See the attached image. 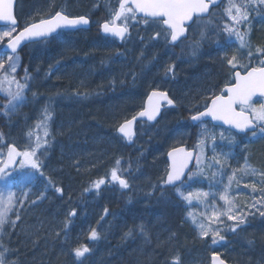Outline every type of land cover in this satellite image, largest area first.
I'll return each instance as SVG.
<instances>
[{
	"label": "snow or ice",
	"instance_id": "1",
	"mask_svg": "<svg viewBox=\"0 0 264 264\" xmlns=\"http://www.w3.org/2000/svg\"><path fill=\"white\" fill-rule=\"evenodd\" d=\"M222 2L223 0H118V7L110 6L109 18L98 26L106 36L126 43L131 39L130 28L142 24L146 30H152L149 40L162 39L166 45L170 46L186 44L191 54L195 56L206 38V29L212 22L211 17L215 15L214 6L219 7ZM14 6V0H0V22L5 26L0 28V45L7 50L0 57V99L6 101L0 107L4 115L14 114L18 108L22 107L26 101V92L29 90L31 77L27 69L24 70L22 77L17 76L20 66L18 50L21 46L26 42L46 41L57 30H83L84 26L90 23V18L86 15L70 16L61 9L42 15L38 21L33 20L25 24L22 30H18ZM223 15L227 18V22L216 25L214 34L221 36L225 43H232L235 38V41L239 42V48L247 49V52L239 57L234 54L227 60L231 82L226 83L219 93L205 94L204 110L190 116L194 125L201 129L197 142L192 150H187L185 147L172 148L167 153L171 161L170 166L161 177V188L172 186L177 197L188 205H192L195 200L204 206V211L199 213V218L197 214L189 211L187 219L198 230V237L205 241L210 239L213 245L225 240V230L236 233L247 223L248 216L258 213L264 217V187H258L257 183H244V187L251 188L253 193L257 191L261 193L251 205L246 206L247 211L239 209L235 197L230 194L233 183L239 185L243 176L264 177V172L251 167L245 160L242 167L233 168L231 173L226 174L224 169L226 166L230 167L228 164L230 154H215L217 135L209 129V119H206L210 118V121L228 126L227 136L225 131H221L219 139H227L230 144L235 143L236 134H245V136L250 134V137L257 138L259 132L258 138L264 139V102H254L255 97L264 98V46H253L250 41L253 19L259 17L261 22H264V0H226ZM216 43L219 46L220 40ZM245 60L247 63L243 62ZM238 68H242L243 73L236 70ZM164 72L165 75L171 73L174 77L175 65L169 63L164 68ZM133 80H135V74H133ZM33 95L35 96V93ZM163 104L174 106L175 101L166 91L152 90L147 97L144 109L133 115L131 119H126L119 126L118 131L124 138L131 141L135 135L133 125L137 118L156 120ZM53 115L50 106L46 105L41 111L40 118L26 132L27 140L22 149L14 144L5 145L7 156L6 159L0 160V181L4 182L3 189H0V264H18V261L12 259L10 255L14 250L3 242V237L8 236L10 239L17 223L21 220V210L24 209L25 201L28 199V193L23 192L22 188L33 184L37 174L40 177L46 175L42 170L44 164L41 158L47 154L54 139L51 131ZM231 130H235V133ZM2 135L0 133V138ZM209 144L212 145L214 153L211 157L206 151ZM17 158H20V169L27 168L31 171L14 175ZM193 161L194 168L189 169V164ZM75 163L78 164L79 161ZM120 164L121 161L117 159L115 166L110 170L109 177L92 181L90 188L85 191L92 189L99 191L106 183L118 184L121 189L129 188V181L122 175ZM225 175H227V183L224 182ZM200 177L209 180L210 186H217L218 191L213 193L183 190L189 181H195ZM46 178L48 183L44 192L37 199L31 200L29 206L44 199L49 186L63 196V189L56 186L50 177ZM17 185L21 187L18 188ZM17 191H21V196L16 195ZM217 195L219 201L223 202L221 206H217ZM209 197L212 199L209 200ZM252 209H255V212ZM104 211L107 215L108 210ZM76 215L75 209L71 208L66 213L61 228L65 242L68 238L69 225L72 223L71 218ZM136 231L145 242L150 241V234L143 223L129 228L124 234L125 238L133 236ZM55 235L59 236L60 231H57ZM174 235L175 233L171 234L169 239ZM86 239L97 241L100 239V233L95 228H91ZM249 243L251 244L252 241ZM91 251L92 248L85 243H78L71 249L79 264H84L87 254ZM211 262L225 264V261L215 253L211 257ZM169 264H183L182 258L179 254H175L170 257Z\"/></svg>",
	"mask_w": 264,
	"mask_h": 264
},
{
	"label": "trees",
	"instance_id": "2",
	"mask_svg": "<svg viewBox=\"0 0 264 264\" xmlns=\"http://www.w3.org/2000/svg\"><path fill=\"white\" fill-rule=\"evenodd\" d=\"M48 1L54 2L55 0H47V2ZM62 1L74 2L72 0ZM89 1L92 2L93 0ZM47 2L46 0H19L18 19L21 25L20 28L24 27V24H27L24 23L25 21L31 23L33 20L38 21L42 15L54 13L61 9L66 11L63 5H59L55 8L50 7ZM111 2V0H99L98 7L96 10L95 8L93 10L94 16L96 18H108L109 7H113ZM34 7L37 8L35 9ZM224 7H226V5L217 9L215 15L211 17L212 22L209 23L211 28H216V25H222L227 22V18L223 15ZM48 8L50 10L45 11ZM30 11L33 14L32 20L28 17ZM90 36H93L104 45V49L96 56L97 58H94L96 62L93 61L92 63H94L97 68H104L103 70L107 71L108 74H111L113 71L116 73L117 71L118 81H116V78H113V74L112 77L110 76L109 83H102V86H100L109 89L107 95H110V98L120 94L119 87H122L120 85L122 83L119 80H123L127 83L128 87H130L133 74L150 72L156 65L141 68L137 65V62H135L134 64L128 63L125 65L126 68H123L124 59L120 55L122 52L120 44L101 38L98 32L93 29L91 32L60 35L50 43L46 42L39 46L26 47L19 54L22 65L20 71L24 73V70L27 69L28 73L35 77L34 92L44 90L51 95L50 97L40 100L43 103L39 102L40 105H37L38 107L49 105L54 114L51 122V131L54 135L53 140L55 142H52L48 149V153L41 159L44 167L51 172L49 177L56 186L63 189V196L56 193L54 189L50 187L44 199H40L37 204L29 206L30 201L37 199L43 191H41V193L34 192V195H30L27 201H25L24 209L21 211V220L17 225V229L12 233L10 239L6 236L5 244L14 250L13 255L15 257L19 256L20 261H18V264H25L24 259L29 260V264H79V261L75 259L71 252L72 247L76 246L78 243H85L89 246L94 244L92 241L86 239L87 234L91 228L97 229L99 224L103 225V220H105L107 216L112 215L111 210L106 207L115 202L116 205L130 211L135 207L140 210L139 207L143 206V210L140 211L144 214V218L139 223H136L131 220L130 215L126 214L125 221H123L121 225H117L118 221L115 222L114 219H111L112 224L104 236H101L102 228H99L97 231L100 233V239L94 244V252L87 255L84 264H169L170 257L175 254L180 255L183 264H209V256L214 250L218 249H208L207 241L199 239L196 233L190 229L189 225L185 222L183 207L174 196V191L166 190L164 187L161 188V177H163L166 172L164 154L160 155L157 159V166L160 165L159 168L165 166V168H163L164 171L159 173L155 168L147 169L149 172V179L142 186H136L140 188L141 191L135 192L134 186L131 185V179L135 176H132L135 174L132 171V167L137 162L136 158L139 152H137V150L133 151L131 146L121 141L116 136V128L123 120L109 129H106L98 122H93L90 127L95 128L96 132H105V136L96 142L80 138V136L66 137L62 134L61 125H59L60 122H62L60 115L61 111L67 110L70 120H77L79 122L80 119L90 114V110L94 108H91L92 104L105 100V97L101 95L102 93H95L93 91L94 87L91 86V74H94L92 71L94 68H89L84 64L86 58H80L68 53V49L73 44H77L83 49L95 44L96 42H92L89 43L88 46V43H86L85 39ZM209 36L210 34L206 32V38L203 41L204 44L214 42V39H210ZM250 41L253 46H264V37L254 28L251 30ZM246 52L247 49H240L239 45H235L234 54L238 57L242 53L246 54ZM231 56L229 57L231 58ZM161 57H166V54L160 55L159 60ZM156 59H158V57H156ZM200 61L199 59L195 60V62ZM210 62L211 63L208 64L211 67L209 69L210 75L207 74V77L204 76L202 83L205 84L206 91L209 90V94L212 92L219 93L226 83L231 82L230 72L220 69L217 64L214 65L212 60ZM199 66V70H203L201 63ZM186 72L191 73V69L186 70ZM201 73L204 74V70L201 71ZM126 75H128L129 78L125 77ZM113 81H115L114 84ZM136 82H139V80L136 79ZM157 82L156 85L149 89L154 90L160 88L159 82L161 81L157 80ZM162 82L167 84L163 86H166L165 90L171 94L177 105L175 111L167 113L168 117H172L176 120H180L177 117L188 119L193 114V110H201L204 107L202 105L199 106L200 99L197 97V105H193L194 107L188 110L183 109L177 100V90L173 87V84L176 83L169 84L165 81ZM134 84L135 82L132 83V85ZM206 86H211L213 89L210 90ZM136 89L137 88L131 90ZM85 91H90V93L84 94ZM61 92L62 94H65V92H76L77 94L66 96V101L65 98L58 94ZM146 93L142 101L136 107L135 112L128 118L135 115V113L141 109ZM191 95L193 96L194 94L192 93ZM44 102H46V104ZM61 102L67 105L63 104V106H61ZM204 102L205 99H203L200 104ZM24 116L25 117L21 119V130L23 133L27 130L30 121L29 115H25L24 113ZM115 144H120V146H116ZM123 148H126V151H124L126 153L124 159L121 158L122 152H120ZM97 149L98 151H96ZM253 153L254 152H252V154ZM98 156H101V160H104V162L99 160L92 163V160ZM254 156L256 158L255 162L264 168V141L256 146ZM117 159L121 161L120 167L122 169V175L128 179L129 188L122 189L121 195L117 194L112 196V200L107 194L103 196L104 192L103 189H101L99 191L101 195L97 197L99 209L93 212L94 220L97 222V225L95 227H87L85 220H89V216L87 210L84 209V214L81 217L77 219L71 218L72 223L69 225L68 238L67 242H65L64 232L61 231V228L63 227L66 213L70 208L82 209V206L89 202L86 196L87 191L84 192V190L90 188L92 181L105 177L107 174L109 177L110 170L115 166V161ZM75 161H79V163L76 164ZM124 165L125 167H123ZM107 176L105 178H107ZM80 177L84 178L85 181L79 189H76L75 179ZM92 190L89 192L91 199L93 198ZM143 204H147L149 208H145L146 206ZM102 206L104 209L108 210V213L107 215L103 213L97 218L95 214L96 212H100ZM161 208H173L177 210L178 217L173 218L174 227L168 223L163 225L166 221L165 219H162L164 221L162 224H160L161 222H155V214L158 213ZM165 215L166 214H164L162 218H164ZM142 222L151 226L147 228L150 234L149 242H145L138 231L134 232L133 236L127 238L124 236L125 232H119L120 226L124 227V231L127 232L129 228ZM256 224L259 225L260 222L257 221ZM158 226L163 227L162 231H159ZM164 227H169L170 229H165ZM179 227L181 230H179ZM57 231H60L59 236L55 235ZM229 232L230 231H227L225 235L228 238L225 237L224 241L218 243L221 248H225L229 245L231 241L228 236ZM173 233H175V235L169 239ZM237 235L238 234L235 236ZM232 248L234 251L237 250V247L234 245ZM259 249L261 250L262 247L260 246ZM23 255L26 257L24 258ZM224 257L228 262L232 263L227 255H224ZM255 257L256 254H251L252 260H254ZM248 259H250L249 256Z\"/></svg>",
	"mask_w": 264,
	"mask_h": 264
},
{
	"label": "rangeland",
	"instance_id": "3",
	"mask_svg": "<svg viewBox=\"0 0 264 264\" xmlns=\"http://www.w3.org/2000/svg\"><path fill=\"white\" fill-rule=\"evenodd\" d=\"M113 1L115 4H118V0H113ZM48 5L50 7H55V8H57L59 5L61 6L63 5L66 9V12L69 11L68 14L70 16H76L78 14H85L91 17L94 13L93 12L94 8L96 10V8L99 5V0H93L92 2H90L89 0H78L72 3L63 2L62 0H55L54 2L48 1ZM34 8L36 9L37 7H34ZM49 10L50 9L48 8L45 11H49ZM28 17L31 18L32 20L33 14L31 13V11L28 13ZM27 22L28 21H25V23ZM100 22L101 21H99L97 25ZM252 28H254L258 33H261L262 37H264L263 36L264 35V22H261L259 17H256L255 19H253ZM214 29L215 28H211L209 25L206 29V32L210 34L209 38L214 39V42L205 43V44L202 42L196 55L193 56L191 54V50L187 47L186 44L181 45L178 50L174 51L169 47L167 48L165 46V42L162 39L155 40V41L149 40V37L152 35V30L151 29L146 30L145 26L142 24L137 25L133 28H130L131 39L128 40L126 43L121 44L122 46L121 56L124 59L123 68H126L125 65H127L128 63L134 64L135 62H137V65L140 66L141 68L142 67H152L155 64L156 65L151 69L150 72L137 73L135 75V80H133V77H131V81H130L131 86L129 87V89H135V88H139L140 86L141 87L144 86L142 87V90L144 89L146 90L147 85L155 82L156 79H158V81H161L159 82V87L161 88L162 91H164L163 88H165L163 87V85L166 84L162 81H165L169 84L176 83V84H173L174 89L178 91L182 90L184 88L183 83L181 82L182 78L186 76H188L189 78L197 77L202 82L204 76L207 77V74L210 75L209 69L211 67L208 64L211 63L210 62L211 60L213 64L214 65L217 64L220 69H223L226 72H230L229 66L227 65V60L230 58L229 56L234 54L235 45H239V42L235 41V38H233L232 43H225V40L221 36H216L214 34ZM141 37H143V40H141ZM217 40H220L219 46L216 43ZM2 46L3 45H0V57L3 56V54L1 53ZM165 54H166L165 58H167V62L163 63L162 59L159 60V56L165 55ZM156 57H158V59H156ZM196 59H199L201 61L195 62ZM243 62L247 63L246 60ZM169 63L175 65L174 77L171 73L165 75L164 68ZM200 63H201V67H203V70L205 72L204 74L202 73L199 74V67H200L199 64ZM21 68H22V65L20 61V66L17 72L18 77H22L24 74L23 72L20 71ZM190 69H191V73L186 72V70H190ZM238 69L241 71H244L242 68H238ZM231 71H235V70H231ZM147 73H149L150 75ZM29 76L31 77L29 81V90L26 92V101L23 104V106L18 108L17 111L11 115H4L2 111V107H0V133L2 132V129H4L7 135H9L10 131L14 132V130L18 129V126H21L20 125L21 119L25 117L24 113L25 115L26 114L29 115V120H30L28 123L29 126L27 127V130H29V128H32L34 124L36 123V121L40 118V112L42 111L44 106L38 107L37 105H40L39 102H41L40 100H43V99L41 98L40 95L36 94L33 91L35 87V84H34L35 77L33 75H29ZM125 77L129 78L128 75H126ZM136 79H138L139 82H136ZM134 82L135 84L132 85V83ZM122 85H123V89L128 88V85H124L123 83ZM206 87H208V89L210 90L213 89L211 86H206ZM121 89L122 87H119V90ZM150 90L151 89L148 88L147 93ZM122 91L123 90H121L120 92ZM33 93H35V96L33 95ZM205 94H209V90L205 91ZM205 94L203 93L201 97L199 98L200 99L199 104L203 101ZM121 102H123V99L120 101V104ZM4 103H6V101L3 99H0V106H2ZM196 103L197 102L193 103V105L195 106ZM193 105L191 106V108L194 107ZM188 125L189 123L185 120L180 121L178 123L177 122L171 123L169 121V117H166V118H163L157 125H155V127H149L146 125H142L139 127L136 139L128 143V145L132 147L133 151L137 150V152H139L136 158L137 162L132 167V171L135 173L132 176L134 175L135 176L133 179H131V185L134 186L135 192L141 191V189L137 188L136 186H142L149 179L148 177L149 172L147 169L155 168L156 171L159 173L164 171L163 168H165V166L161 168H159L160 165L157 166V159L159 158L160 155H163L169 149L180 146V145H187L189 148L193 149L195 143L197 142L198 135L201 129L199 127L195 129L194 128L191 129V127H189ZM209 129L211 131H214L217 135V145H216L215 154L216 155H220L221 153L230 154V159L228 161V164L230 165V167L226 166L224 169L226 174L231 173L233 168L242 167L245 164V160L247 161L249 165H251V167L263 172L264 168L255 162L256 158L254 156L256 146L262 141H264V139L258 138L260 135L259 132H258L257 138H252L250 137V135L244 138H240L236 136L235 143L230 144L227 139L225 140L219 139V133L225 130L214 129L210 125H209ZM163 134L169 136V141L161 142V146H160L159 143L161 139L159 140V137H161V135ZM225 134L227 136L228 131H225ZM9 137H10V141H12L14 145H16L18 148L22 149L23 147H25L27 137H26V134H24L23 132L19 133V135H17L16 137H13V136L11 137L10 135ZM5 145H7V143H1L0 141V160L5 159L6 151H7V148ZM116 146H120V144H117ZM161 147H163L162 150L160 149ZM124 151H126V148H123L120 151L122 152L121 153L122 159H124L126 156V153ZM206 151L209 157H211L214 154L212 151L211 144H209ZM252 152L254 153L252 154ZM123 167H125V165ZM28 171H31V170L27 168L20 169L18 166V168L16 169V173H14V175L21 173V172H28ZM48 173H50V171H48ZM209 175H210V172H209ZM238 175L240 174L238 173ZM262 181H264V177L255 175V176H243L242 182L239 185L233 183L230 189V194L235 197V201L239 209H243L247 211L248 208L246 206L251 205L254 199L258 198L261 195L259 191L253 193L251 188H245L244 183H249V184L257 183L258 187H264V183H261ZM224 182L227 183V175H225L224 177ZM106 185L107 186L103 190L104 192L103 196H105L106 194L110 197L117 195V194L121 195L122 189L119 187L118 184L107 183ZM3 187H4V182L0 181V189H3ZM17 187L19 188L21 186L17 185ZM34 187H35V182L33 184L28 185L27 187H23L22 191L27 192L28 198H29L31 193L34 191ZM220 187L222 188V186ZM183 190L193 191V192L209 191V192L215 193L218 191V188L215 185L210 186L209 180L204 179L203 177H200L195 181H189L188 184L184 186ZM99 191L94 189V197L91 199L89 196L90 191L86 192L84 190V192L87 193L86 196L89 199V202L86 205L82 206V209H75L77 215L75 217H72V219H77L81 217L84 214L83 213L84 209L87 210L89 219L94 218L93 212L99 206L98 199H97V197H100L101 195ZM16 195L21 196V191H17ZM174 196L179 200V202L184 208V214L186 217V221L196 231L198 235V230L187 219V214L189 211H192L195 214H197V217L199 218V213L204 211V206L195 200L192 202V205H188L185 201L177 197L175 191H174ZM211 199L212 197H209V200ZM216 200H217V206H221L223 204L222 201H219L218 195L216 197ZM143 205L146 206L145 208H149L147 204H143ZM104 210L105 209L102 206L100 212H96L97 213L96 217L99 218L101 214L105 213ZM252 211L255 212V209H252ZM113 218H114V215H109L105 218V220H103L104 221L103 225H100V224L98 225L96 230H98L99 228H102L101 236H104L107 233V230L110 228L112 224L111 219ZM257 221L260 222L259 225H256ZM228 223L230 224L231 222H228ZM226 234H227V230L224 231V235ZM236 234L238 235L240 234L242 237L243 236L244 237L242 239L239 237V239L241 240L237 241L239 242V246L237 250L232 251L231 245H230V248L227 247L226 250L228 253L227 254L228 257L233 262H237L240 264H243V263L244 264H251V263L264 264V217H261L258 213H256L255 215L248 216L247 223L243 225L240 229H238L236 233L229 232L228 236L229 238H232ZM6 238H7L6 236L3 237L4 243L6 242ZM97 241H92V242L95 244ZM207 241H210V239ZM249 241H252V243L250 244ZM94 244L90 246L92 248V251L90 253L94 252ZM260 246L262 247L261 250L259 249ZM251 254H256L257 257L254 260H252ZM10 255L12 259L16 260V257L13 255V252H11ZM248 256L250 257V259H248Z\"/></svg>",
	"mask_w": 264,
	"mask_h": 264
},
{
	"label": "bare ground",
	"instance_id": "4",
	"mask_svg": "<svg viewBox=\"0 0 264 264\" xmlns=\"http://www.w3.org/2000/svg\"><path fill=\"white\" fill-rule=\"evenodd\" d=\"M33 1V0H32ZM72 1H78V0H72ZM48 4V2H47ZM86 43H92V42H96L99 44H92L91 46L87 47V48H80L79 45L77 44H73L69 49H68V53L70 55L73 56H77L80 58H86V62H84V64L86 66H88L89 68L93 67L94 69L92 70L94 72V74H91L92 78H91V86L94 87L93 91L95 93H102L101 95H103L105 97L104 101L101 102H97L95 104L91 105V108L94 107L92 110H90V114L88 116L83 117L82 119H80V121L78 122L77 120H70V117L68 116L67 110H63L61 111L60 115H61V120L62 122H60L59 125H61V131L62 134L66 137H79L83 138V139H87L91 142H96L98 141L100 138L105 136V132H96L95 128L90 127V125L93 122H98L100 124L103 125V127H105L106 129H109L111 127H113L116 123L128 118L129 116H131L135 110L136 107L138 106V104L142 101L146 91L148 88H151L152 86L156 85L158 82L156 79L155 82L147 85L146 90H142V87L144 86H140L139 88H137L136 90H131L128 88L123 89V85L120 84L122 86L123 90L122 92H120V94H118L116 97H112L110 98V95L108 94L109 89L106 87H100L102 86V83H109L110 78L113 76V78H116L118 81V76H117V71L115 73V71H113L111 74H108L107 71L103 70L104 68H97V66H95L94 63H92L93 61L96 62L94 60V58H97L96 56L104 49V45L103 43L97 41L93 36L87 37L85 39ZM93 58V59H90ZM160 59H162L163 63L167 62V58L165 57H161ZM84 60V59H83ZM103 60V59H101ZM104 61V60H103ZM201 71L203 70H199V74L201 73ZM111 76V77H110ZM186 76V75H185ZM121 83H123L124 85H127V83H125L123 80H119ZM181 82L183 83V89L182 90H177V100L179 101L181 107L185 110H188L191 108V106L193 105V103L197 102V97L200 98L201 95L204 93L205 94V85L201 82V80L197 77L195 78H189L188 76L184 77L181 79ZM185 82V83H184ZM191 92V93H190ZM36 94L40 95L42 99H45L46 97H50L51 95L49 93H47L44 90H40L38 92H35ZM76 92H65V94L62 92L58 93L59 95H61L63 98L66 99L67 101V97L68 95H72L75 94ZM90 93V91H85L84 94ZM194 94L193 96L191 94ZM77 94V93H76ZM196 95V97H195ZM119 99V101H118ZM123 99V102L120 101ZM118 101V102H117ZM65 102V101H64ZM63 106L67 105L63 102H61ZM60 107V105H59ZM58 107V108H59ZM180 120H176L172 117H169V121L171 123L174 122H180L183 120V118L177 117ZM20 124V122H19ZM21 125V124H20ZM22 126H18V129L14 130V132L10 131L9 135L12 137H16L17 135H19V133L22 132L21 130ZM160 141V146H161V142L163 141H169V136L168 135H161V137H159ZM163 147H161L160 149L162 150ZM98 151V149L96 150ZM101 160V156L95 157L92 160V163L97 162ZM102 162H104V160H101ZM91 163V164H92ZM90 164V165H91ZM85 179L80 177L75 179L76 182V189H79L80 186L82 185V183H84ZM112 200V197H111ZM111 203V201H110ZM112 212V215H114V221L117 222V225H121V223H123V221H125V216L126 214L130 215L131 220L133 222L139 223L143 218H144V214L140 211L143 210V206H140L138 210L136 207L130 210H126L123 207H120L119 205H116L115 202L112 203V205H109L108 207ZM97 210L99 209V207L96 208ZM165 215L164 218H162ZM95 216H97V213L95 214ZM178 217V212L176 209L173 208H161L159 210L158 213L155 214V222L162 224V222H164L162 219H165V223H168L169 225H171L172 227H174L173 224V218ZM85 223L87 225V227H95L97 225V222L94 220V218L89 219V220H85ZM146 228L151 227L150 225L142 222ZM165 229H170L169 227H164ZM159 231H162L163 227L158 226ZM124 227L120 226L119 232L123 233L126 232L124 231ZM179 230L180 227H179ZM71 249V248H69ZM68 249V250H69ZM23 257L25 258L26 256L23 255ZM18 259V260H17ZM19 256L16 257L17 261L19 260ZM25 264H29V260H25Z\"/></svg>",
	"mask_w": 264,
	"mask_h": 264
},
{
	"label": "water",
	"instance_id": "5",
	"mask_svg": "<svg viewBox=\"0 0 264 264\" xmlns=\"http://www.w3.org/2000/svg\"><path fill=\"white\" fill-rule=\"evenodd\" d=\"M223 1H224V0H223ZM14 5H15V6H14V14H15L16 0H14ZM214 8H216V6H214ZM0 26H4L2 22H0ZM89 27H90V24L87 25V26H84L83 29H89ZM75 30H76V29L57 30V32H56V33H53L52 36L56 35L59 31H75ZM101 34H102L104 37H110V36H106L105 34H103L102 31H101ZM52 36L48 37L47 39L51 38ZM110 38H112V37H110ZM113 39H115V38H113ZM32 43H36V42H32ZM28 44H31V43H27V42H26L25 45H22V46H21V48L18 50V52H19L24 46H26V45H28ZM6 51H7V50H6L5 47H4V48H3V52L5 53ZM257 98H261V97H255L254 100L257 99ZM146 104H147V100H146ZM146 104H145V106H146ZM163 105H166V104H163ZM163 105H162V107H161L160 114L157 116L156 120H154V121H148L146 118L138 117L137 120H136V122H135L134 125H133L134 130H135V126H136V123H137V122H140V121H141V122H148V123H151V124L155 123V122L160 118V115H161L162 111L165 109V108H163ZM173 107H174V106H168V105H167L166 108H173ZM206 119H209V122H211L214 126H220V127H224V128H227V129H228V126H227V125H223V124H220V123H218V122L210 121V118H206ZM192 123H193V122H192ZM193 124H194V123H193ZM232 131L235 132V130H232ZM117 133H118L119 136H121L122 138H124V137L122 136V134H121L119 131H117ZM240 135H245V134H240ZM134 136H135V135H134ZM134 136H133V137H134ZM125 139H126V138H125ZM167 161H168V164H169V166H170L171 161H170V159L168 158V156H167ZM17 163H18V158H17ZM193 164H194V161L191 162V163L189 164V169H192ZM16 166H17V164L14 165V167H16ZM10 170H11V169H10ZM167 187H169V188H173L172 186H167Z\"/></svg>",
	"mask_w": 264,
	"mask_h": 264
}]
</instances>
